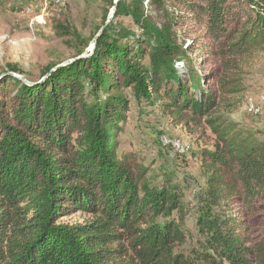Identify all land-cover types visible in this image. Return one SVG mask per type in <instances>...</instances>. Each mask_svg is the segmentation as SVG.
Instances as JSON below:
<instances>
[{
	"label": "trees",
	"instance_id": "trees-1",
	"mask_svg": "<svg viewBox=\"0 0 264 264\" xmlns=\"http://www.w3.org/2000/svg\"><path fill=\"white\" fill-rule=\"evenodd\" d=\"M145 3L119 0L114 15L140 34L113 19L91 57L32 86L0 78V264H264V227L252 229L264 209V130L249 144L225 119L242 104L245 67L264 53V0ZM132 99L215 137L194 153L205 240L188 255L176 254L178 227L158 224L183 212L177 196L152 185L138 157L118 156ZM78 214L86 219L65 221Z\"/></svg>",
	"mask_w": 264,
	"mask_h": 264
},
{
	"label": "rangeland",
	"instance_id": "rangeland-1",
	"mask_svg": "<svg viewBox=\"0 0 264 264\" xmlns=\"http://www.w3.org/2000/svg\"><path fill=\"white\" fill-rule=\"evenodd\" d=\"M108 1L0 0V78L17 75L36 84L44 78L46 80L61 65L91 57L97 37L106 25L104 20L109 19L113 9L108 6ZM145 1L147 11L151 12L150 0ZM114 21L131 32L141 33L131 18L122 17ZM80 40L86 45L77 57L75 47L81 44ZM179 42L187 48L192 43V36L181 35ZM196 65L200 68L199 63ZM52 66L56 67L50 69ZM245 71L246 92L242 96V104L234 112L227 113L225 119L242 140L253 144L261 140L258 133L264 130V53L250 61ZM163 138L181 141L187 150L185 155L171 145L163 144ZM116 141L120 158L132 161L134 156L138 157L152 185L174 192L178 202L184 206L183 212L172 211L158 220L161 228L170 222L169 228L173 225L178 227V231L170 235L175 236L176 254L188 255L190 248L203 245L205 239L197 221L203 209L196 199L200 189V164L194 153L211 147L215 142L213 134L208 130L205 138L201 134L189 135L181 125H174L165 116L160 104H137L132 99L131 111L127 121L120 125ZM239 212L235 208V213ZM85 219L78 214L65 221L81 223ZM252 226L254 232L264 227V209ZM178 237H184L186 244L181 245Z\"/></svg>",
	"mask_w": 264,
	"mask_h": 264
},
{
	"label": "water",
	"instance_id": "water-1",
	"mask_svg": "<svg viewBox=\"0 0 264 264\" xmlns=\"http://www.w3.org/2000/svg\"><path fill=\"white\" fill-rule=\"evenodd\" d=\"M118 2H119V0H115V1H114V6H113V9H112V11H111L110 17H109V19L107 20L105 27H103L102 30L100 31V33H99L97 39L101 36V34L103 33V31H104V30L107 28V26L111 23V21H112V19H113V16H114V13H115V11H116V9H117V4H118ZM82 58H84V57H82ZM75 60H80V58L75 59ZM69 63H70V62H69ZM67 65H68V63H66V64H64V65H61V66L57 67L56 69H59V68L65 67V66H67ZM13 76H14V77H17L18 79H20L21 81H23V82H24L25 84H27V85H30V86L35 85V83H33V82H29V81L23 79V77H19V76H17V75H13ZM44 80H45V78H44L42 81H44ZM42 81H41V82H42Z\"/></svg>",
	"mask_w": 264,
	"mask_h": 264
},
{
	"label": "bare ground",
	"instance_id": "bare-ground-1",
	"mask_svg": "<svg viewBox=\"0 0 264 264\" xmlns=\"http://www.w3.org/2000/svg\"><path fill=\"white\" fill-rule=\"evenodd\" d=\"M254 105V104H253ZM255 107V106H254ZM248 110V109H247ZM251 112H252V110H251ZM255 112H258V110H256ZM163 144H165V145H169V141H163ZM172 146H178V149H179V151L178 152H180L181 154H184V152H185V150L186 149H184V147L185 146H182V143H181V141H179V140H175V141H172ZM187 151V150H186ZM187 153V152H186Z\"/></svg>",
	"mask_w": 264,
	"mask_h": 264
},
{
	"label": "built area",
	"instance_id": "built-area-1",
	"mask_svg": "<svg viewBox=\"0 0 264 264\" xmlns=\"http://www.w3.org/2000/svg\"><path fill=\"white\" fill-rule=\"evenodd\" d=\"M162 141H169V145L172 146V141L168 140L167 138H163ZM172 148L176 151H179L178 146H172Z\"/></svg>",
	"mask_w": 264,
	"mask_h": 264
}]
</instances>
